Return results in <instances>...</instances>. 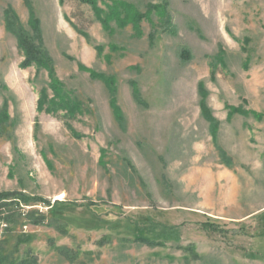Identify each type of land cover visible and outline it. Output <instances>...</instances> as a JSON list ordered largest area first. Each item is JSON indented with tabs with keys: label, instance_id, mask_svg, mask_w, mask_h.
I'll return each mask as SVG.
<instances>
[{
	"label": "rangeland",
	"instance_id": "374dc122",
	"mask_svg": "<svg viewBox=\"0 0 264 264\" xmlns=\"http://www.w3.org/2000/svg\"><path fill=\"white\" fill-rule=\"evenodd\" d=\"M95 4L0 0V193L41 200L2 209L1 255L264 264V0ZM112 8L120 26L102 23ZM7 9L34 43L37 21L68 105L51 111L49 73L20 68ZM199 85L213 124L201 115ZM55 202L70 207L55 217L45 205ZM151 223L175 228L176 238L149 232Z\"/></svg>",
	"mask_w": 264,
	"mask_h": 264
},
{
	"label": "trees",
	"instance_id": "16d2710c",
	"mask_svg": "<svg viewBox=\"0 0 264 264\" xmlns=\"http://www.w3.org/2000/svg\"><path fill=\"white\" fill-rule=\"evenodd\" d=\"M84 1L92 4L93 7H95V5H96L95 0H84ZM95 12L97 13V11H95ZM110 14H111L110 18L106 17L105 19H102L103 25H105V24L108 25V23L111 20H115L119 26L121 24H123V21L119 20V15H118L119 11L118 10L112 8L110 11ZM4 20H5V28L9 32L14 31V28H15V30H17L15 32V36L17 39L18 48L23 52V55H24V59L20 63V68L26 69V68H28L34 64V65L38 66L40 69H44L45 71H47L49 73V78H50L49 89L53 93V98L49 102L50 103L49 104L50 110L52 111L56 107H61L64 104L68 105V102L70 101L69 98L67 97V95L62 90L60 83L54 78L52 61L48 57L47 53L45 51H43L41 46L39 45L40 38H39V34H38V23H37V21L32 19L33 29L37 34L36 35L37 43H34L29 37H27L26 35H24L20 31V27L16 25V17L14 15V13L11 11V9H7L5 11ZM181 57L184 60H187L189 58L188 53L185 51H183L181 53ZM106 80H110V79H106ZM107 84L111 86L112 82L109 81V82H107ZM113 91L114 90L112 89L111 92L113 93ZM199 94L201 96V101L199 103L201 115L203 116V118L207 122L213 124L214 119L210 116L209 110L207 109L206 104L204 102V91H203V88L201 87V85H199ZM46 102H48V97H47L45 91H42L40 93V98L38 99V107L37 108L41 110L43 108V106L46 104ZM235 112H238V110H234V109L230 110V113H235ZM239 113L245 114L243 112L242 113L239 112ZM211 133H215V126H213L211 128ZM222 157H224V156L222 155ZM7 201H10V202H7ZM40 201H41L40 199H37V198L32 199V198L27 197V196L22 195V194L0 193V220L5 221V222H9L8 217H6L5 215L3 216L2 215L3 213H1L2 209L6 208L8 206H19V205L28 206V204L30 202L36 203V202H40ZM45 205L47 207H51V209L54 210V216L55 217H59L63 211H66L70 207L69 204L64 203V202H55L53 205H49L48 203H45ZM62 206L66 207V208L63 209V208H61ZM27 218L29 219V222L33 225H39L43 222L41 218L31 219V215H29V214H27ZM133 226H134V229L136 232H139V233L143 232L139 228L141 225L140 226L133 225ZM206 226L208 227L209 225H206ZM211 226L212 225H210V227ZM147 227L150 228L149 232H151V233L158 230V232L161 233L163 237H166L168 239L176 238V234L173 233V230L175 228H173V227H164V226L156 225L153 223H151L150 225H147ZM211 228H213V227H211ZM154 234L157 237V234L156 233H154ZM139 238H141V237H139ZM139 240L142 242H145L146 244H150L153 246H162L161 243H153V242H150L144 238H141ZM56 250L60 255L67 257L70 260L73 258L72 256L68 255L67 251L64 249H58L57 248ZM34 263H35V259H33L31 261H13L10 258L2 256L1 250H0V264H34Z\"/></svg>",
	"mask_w": 264,
	"mask_h": 264
}]
</instances>
